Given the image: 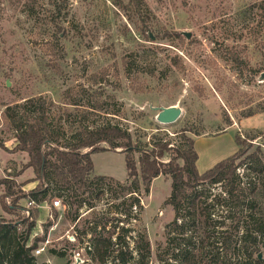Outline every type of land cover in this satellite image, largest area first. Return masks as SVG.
Wrapping results in <instances>:
<instances>
[{
  "label": "rangeland",
  "instance_id": "obj_1",
  "mask_svg": "<svg viewBox=\"0 0 264 264\" xmlns=\"http://www.w3.org/2000/svg\"><path fill=\"white\" fill-rule=\"evenodd\" d=\"M53 1L0 0V180L11 181L15 190L22 185L26 194L36 182L26 153L14 150L13 130L3 112L33 98L52 103L51 112L61 116L67 133L71 127L65 126V113L82 122L77 117L82 108L69 103L79 100L82 105L95 93L109 103L108 114L89 111L83 123L90 127L108 122L125 129L133 143L146 144L156 137L172 141L170 147L177 146V134L186 128L194 139L198 173L235 153L236 134L243 139L263 130L264 112L243 116L264 108V82H257L264 72V0H142L148 17L132 8L133 0H68L61 14ZM131 56L141 70L153 69V74L128 72ZM129 100L169 105L181 100L183 115L176 124L161 126L154 114ZM251 143L264 149L260 138ZM123 153L115 149L92 154L93 175L123 184ZM133 156L137 160L139 154ZM3 192L0 187V196ZM169 195L170 181L162 176L151 182L148 194H139L137 227L145 229L151 244L150 264H158L156 245H164V227L173 219L165 204ZM25 201L19 200L20 210L11 213L0 207V219L15 222L36 211L31 240H45L37 247L44 249L38 264H93L85 251L89 236L81 243L77 239L84 217L91 220V210L83 207L75 226L64 219L62 207H30L26 215ZM112 203L106 194L93 212L107 211L109 219ZM48 249L64 256H53Z\"/></svg>",
  "mask_w": 264,
  "mask_h": 264
},
{
  "label": "trees",
  "instance_id": "obj_2",
  "mask_svg": "<svg viewBox=\"0 0 264 264\" xmlns=\"http://www.w3.org/2000/svg\"><path fill=\"white\" fill-rule=\"evenodd\" d=\"M67 3L54 0L53 7L61 14L66 12ZM260 6L264 12V5ZM132 8L140 15H149L142 0H133ZM127 64L128 72L141 70L133 56ZM146 72L151 75L153 69ZM99 96L91 95L82 105L79 100L69 103L82 108L77 112L82 122L72 121L65 113V126L71 127L68 133L61 125V116L51 112L52 103L40 97L4 110L3 117L13 130L14 150L28 156L27 168L32 169L36 186L25 194L22 185L16 191L14 183L0 180L2 211L20 210L16 204L21 199L51 209L58 200L64 219L76 226L82 220L79 211L86 207L91 210V220L84 217L77 239L81 243L89 236L85 251L93 264H150L151 244L145 229L137 227L139 194H148L151 182L162 176L170 181L165 204L171 208L173 219L164 227V245H156L158 264H264V149L251 143L258 138L264 142V128L243 139L236 134L235 153L198 173L194 139L186 128L177 134V146L170 147L172 141L156 137L146 144L133 143L125 129L108 122L96 127L83 123L88 122L89 111L108 114L109 103L97 99ZM262 112L264 108L243 118ZM101 144L108 148L98 147ZM115 149L124 152L127 177L123 184L93 175L91 155ZM134 153L139 154L137 160ZM106 194L113 201L109 219L107 211L93 212L96 202ZM32 214L36 211L15 222L0 219V264H38L33 252L45 240H31L35 227ZM48 253L64 256L55 249H48Z\"/></svg>",
  "mask_w": 264,
  "mask_h": 264
},
{
  "label": "water",
  "instance_id": "obj_3",
  "mask_svg": "<svg viewBox=\"0 0 264 264\" xmlns=\"http://www.w3.org/2000/svg\"><path fill=\"white\" fill-rule=\"evenodd\" d=\"M257 82H264V72L259 74ZM180 101L181 100H178L175 105L165 104L161 101H145L141 104H137L129 100V103L141 111L147 110L154 114V121L161 126L167 127L176 124L182 118L183 110L180 106ZM258 258H260V255Z\"/></svg>",
  "mask_w": 264,
  "mask_h": 264
},
{
  "label": "built area",
  "instance_id": "obj_4",
  "mask_svg": "<svg viewBox=\"0 0 264 264\" xmlns=\"http://www.w3.org/2000/svg\"><path fill=\"white\" fill-rule=\"evenodd\" d=\"M52 205L54 206V208L61 207L60 202L58 200L57 201H54L52 203ZM22 207H24V209H26L25 210V213H26V215H28V211H27L28 208H30V207H36V206L34 205L33 202H29V201L26 200L25 201V205L22 206ZM71 239L74 240L73 237H71ZM43 251H44V249L42 247L41 248H36L35 251L33 252V255L37 258V256L41 255V253H43ZM75 254H76V256H75L74 259L76 260L78 258V256H79V253L76 252Z\"/></svg>",
  "mask_w": 264,
  "mask_h": 264
}]
</instances>
